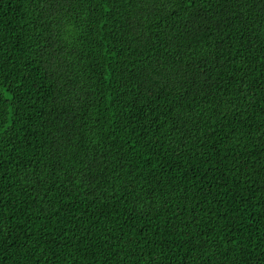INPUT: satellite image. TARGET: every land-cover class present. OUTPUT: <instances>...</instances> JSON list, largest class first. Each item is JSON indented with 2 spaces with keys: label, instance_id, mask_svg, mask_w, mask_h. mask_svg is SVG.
<instances>
[{
  "label": "trees",
  "instance_id": "16d2710c",
  "mask_svg": "<svg viewBox=\"0 0 264 264\" xmlns=\"http://www.w3.org/2000/svg\"><path fill=\"white\" fill-rule=\"evenodd\" d=\"M0 264H264V0H0Z\"/></svg>",
  "mask_w": 264,
  "mask_h": 264
}]
</instances>
